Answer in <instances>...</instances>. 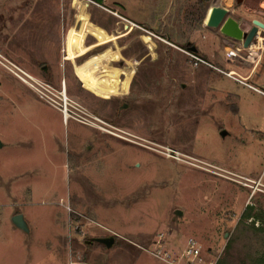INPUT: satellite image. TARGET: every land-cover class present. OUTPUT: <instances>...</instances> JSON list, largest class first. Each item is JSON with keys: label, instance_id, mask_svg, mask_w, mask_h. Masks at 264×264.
Listing matches in <instances>:
<instances>
[{"label": "rangeland", "instance_id": "1", "mask_svg": "<svg viewBox=\"0 0 264 264\" xmlns=\"http://www.w3.org/2000/svg\"><path fill=\"white\" fill-rule=\"evenodd\" d=\"M147 2L0 0V264H168L158 243L174 257L190 239L214 264L228 246L229 264L264 258V231H242L250 192L226 179L264 167V97L247 85L264 88L222 74L216 40L168 17L172 0L156 18ZM191 39L216 70L193 67ZM252 203L264 214V196ZM244 223L264 230V215Z\"/></svg>", "mask_w": 264, "mask_h": 264}, {"label": "built area", "instance_id": "2", "mask_svg": "<svg viewBox=\"0 0 264 264\" xmlns=\"http://www.w3.org/2000/svg\"><path fill=\"white\" fill-rule=\"evenodd\" d=\"M259 1H260L261 5L264 4V0H259ZM219 2H220V0H219ZM114 15L120 17L117 13H115ZM163 42H165L166 44H169L165 40H163ZM248 51H249V49H248ZM183 52L188 57V59L191 61V63L193 64V67L197 68L200 65H204V66H207L211 69L216 70V68L212 64H209L208 62L203 60L198 54L193 53L191 51H187V50H183ZM249 56H250V54H248V57ZM19 72L21 75L16 74L17 78L20 81L24 82L25 84H27V85L29 84L30 86H32L31 82L34 81L33 78L31 76H29L28 74L23 73L22 71H19ZM222 74H224L226 77L233 79L234 81H236L240 84L246 85V82L244 80H242L236 76H232L231 75L232 73L222 72ZM247 86L250 89L254 90L255 92L259 93L260 95H262L264 97V91H261L259 89L252 87V86H249V85H247ZM41 89H43L44 92H41L39 89H36L38 94H41V98L42 99H44V98L49 99V97L46 94L47 92H49L48 89H46L44 87H41ZM59 95H60L59 100L61 101V103L59 104L60 108L58 110L62 114L64 121L68 122L70 119H75L74 118L75 113L70 109V108H73L74 106L71 105V102L67 97L65 87L62 88V91L59 93ZM226 179L231 181V182L238 183L244 189L249 190L250 194L248 197L247 208L253 207L252 201L255 199V197L257 195L264 196V167L256 179H251V178H247V177H239V176L232 174V173H227ZM246 222H247V224L255 225L256 227L261 226L260 220H256L254 217L248 219ZM154 254L158 258H160L163 262L168 263V264H214V263L206 261L203 258L201 249L199 248L198 244L192 239H190L186 243V247L182 251V253H180L174 257L171 256L170 254H168V252H166V250L164 249L163 243H161V242L158 243L156 249L154 250ZM215 264H217V263H215Z\"/></svg>", "mask_w": 264, "mask_h": 264}, {"label": "crops", "instance_id": "3", "mask_svg": "<svg viewBox=\"0 0 264 264\" xmlns=\"http://www.w3.org/2000/svg\"><path fill=\"white\" fill-rule=\"evenodd\" d=\"M231 3L232 0H223L221 6L231 11L230 16L234 20L240 22L243 32H247L249 30L248 22L250 20L258 19V15H264L256 8H253L252 6L249 7V3L252 2H249L248 0H245L239 9H234L231 6ZM131 24L135 26V24ZM203 31H209L212 37L216 40L215 47L211 44L206 45L205 52L209 53L214 61L227 64L229 69L228 72L224 71L225 73H234V76L244 80L247 84L254 83L264 88V52H261L259 57H255L253 60H250V57H248L249 52L248 50H243L241 42L221 34L220 31L210 30L206 28L204 24L195 36H199V32ZM217 37L221 39V42L217 41ZM203 39H207V36L203 37ZM186 44L187 48H196V54L199 55L200 50L199 47L196 46L194 39L187 41ZM243 53H247V56L243 57ZM220 55L222 56L220 57Z\"/></svg>", "mask_w": 264, "mask_h": 264}, {"label": "water", "instance_id": "4", "mask_svg": "<svg viewBox=\"0 0 264 264\" xmlns=\"http://www.w3.org/2000/svg\"><path fill=\"white\" fill-rule=\"evenodd\" d=\"M244 0H236L238 5H241ZM215 8L212 13L211 20L208 24L203 23L204 26L210 30L220 31L221 34L226 35L227 37L237 40L242 43L243 50H248L252 43L255 41L259 30L262 29L264 31V24L260 21H253L252 28L247 32H243L241 28L240 22L234 20L230 15L231 11L221 6L218 2L214 5ZM191 52L197 53L196 48H191ZM46 71V68L44 69ZM124 108H127L125 106ZM226 132L222 133V136L225 137ZM177 216H182L181 211H177ZM12 223L20 230L28 232L27 224L22 215H17L12 218ZM96 243L102 244L106 246V248L110 249L114 245V238H106V239H96Z\"/></svg>", "mask_w": 264, "mask_h": 264}, {"label": "flooded vegetation", "instance_id": "5", "mask_svg": "<svg viewBox=\"0 0 264 264\" xmlns=\"http://www.w3.org/2000/svg\"><path fill=\"white\" fill-rule=\"evenodd\" d=\"M156 1H160V0H148V2H147V4L149 5V13H150L149 15L154 17V18L159 16V14H158L159 12L157 11V7L154 6V4H153ZM161 1H165V0H161ZM182 1H187V3L189 2V0H182ZM218 2H219V0H194V2L192 4H189V5L186 4V7H182L183 3L181 6L180 0H172L170 8H171V10H173V9H176V10L174 11V14L172 12H170L168 14V17H174L175 19L180 20V17L183 16L182 18L189 25L195 24V26H199V28L201 29L203 26V22H205L206 13L208 12L209 9H212L209 7V3L215 4ZM235 3H236V0H235ZM207 4H208V7L206 6ZM242 4L238 5L236 3V7H233V8L239 9V8H241ZM201 13H202V15H201ZM200 15H201V18H199ZM199 19H200V23H199ZM253 21H259V20L258 19L250 20L248 22L249 29L252 28ZM260 31H263V30L260 29ZM260 31H259L258 35H260ZM187 51H190V48H187Z\"/></svg>", "mask_w": 264, "mask_h": 264}, {"label": "trees", "instance_id": "6", "mask_svg": "<svg viewBox=\"0 0 264 264\" xmlns=\"http://www.w3.org/2000/svg\"><path fill=\"white\" fill-rule=\"evenodd\" d=\"M263 213H260L259 214H254V209L253 207H249L247 208V210L245 211L244 213V216H243V221H242V231L244 233H250V232H258V231H264V230H259V229H255L254 227L253 228H248L247 225L244 223L245 221H247L248 219L254 217L256 220H262L263 219ZM229 246L227 247V249L225 250L226 254H225V257L218 261L217 264H229ZM259 264H264V258H261L259 261H258Z\"/></svg>", "mask_w": 264, "mask_h": 264}, {"label": "bare ground", "instance_id": "7", "mask_svg": "<svg viewBox=\"0 0 264 264\" xmlns=\"http://www.w3.org/2000/svg\"><path fill=\"white\" fill-rule=\"evenodd\" d=\"M223 0H220V4H222ZM217 4V3H215ZM214 3H209V7L212 9H209L206 13V17L211 20L213 10L215 8ZM262 30V29H261ZM260 31V30H259ZM259 34V33H258ZM264 31H260V35H257V39L252 43V45L249 48V53L253 55L254 57H259L260 53L264 51ZM247 52V53H248Z\"/></svg>", "mask_w": 264, "mask_h": 264}]
</instances>
